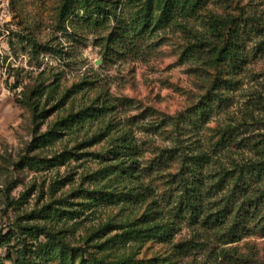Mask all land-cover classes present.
Returning a JSON list of instances; mask_svg holds the SVG:
<instances>
[{
  "label": "clouds",
  "instance_id": "9594fccd",
  "mask_svg": "<svg viewBox=\"0 0 264 264\" xmlns=\"http://www.w3.org/2000/svg\"><path fill=\"white\" fill-rule=\"evenodd\" d=\"M0 264H264V0H0Z\"/></svg>",
  "mask_w": 264,
  "mask_h": 264
},
{
  "label": "rangeland",
  "instance_id": "374dc122",
  "mask_svg": "<svg viewBox=\"0 0 264 264\" xmlns=\"http://www.w3.org/2000/svg\"><path fill=\"white\" fill-rule=\"evenodd\" d=\"M55 107V106H54ZM77 115H79V114H77ZM58 123H62V122H58Z\"/></svg>",
  "mask_w": 264,
  "mask_h": 264
},
{
  "label": "trees",
  "instance_id": "16d2710c",
  "mask_svg": "<svg viewBox=\"0 0 264 264\" xmlns=\"http://www.w3.org/2000/svg\"><path fill=\"white\" fill-rule=\"evenodd\" d=\"M71 117H68V119H70Z\"/></svg>",
  "mask_w": 264,
  "mask_h": 264
}]
</instances>
